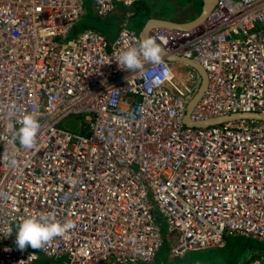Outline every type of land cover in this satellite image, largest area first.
<instances>
[{"label": "built area", "instance_id": "1", "mask_svg": "<svg viewBox=\"0 0 264 264\" xmlns=\"http://www.w3.org/2000/svg\"><path fill=\"white\" fill-rule=\"evenodd\" d=\"M138 1L94 5L104 17L117 2ZM84 11V0H0V264L38 261L15 236L22 220L40 215L74 225L40 249L54 264L63 255L64 264L153 262L159 214L178 233L176 254L230 235L264 241V119L186 124L199 71L162 56L168 77L146 86L116 61L141 39L126 24L64 40ZM206 21L151 31L208 71L195 116L264 112V0H218ZM183 81L193 83L185 90ZM29 114L41 129L25 149L15 136ZM70 115L86 132L60 125Z\"/></svg>", "mask_w": 264, "mask_h": 264}, {"label": "rangeland", "instance_id": "2", "mask_svg": "<svg viewBox=\"0 0 264 264\" xmlns=\"http://www.w3.org/2000/svg\"><path fill=\"white\" fill-rule=\"evenodd\" d=\"M94 2L95 0H84V14L74 24L67 38L64 40L76 38L78 33L87 27H93L98 30L106 31L102 25L103 23L108 22L110 17H100L96 11ZM136 4L139 6L143 5L149 12L153 11L154 13H158V11H160L161 13H164V18L177 21H185L194 18L202 9L200 0H139L134 5ZM116 5L117 7L121 6V3L117 2ZM188 10L192 13H187ZM201 24L198 26H201ZM129 27L137 32H140L143 24L141 21H138L137 17H132L129 22ZM111 34L114 35L115 32H112ZM169 43L172 45L177 44L175 40H171ZM199 85L196 92H198ZM184 89L187 90L185 86ZM60 125L73 131L86 132L85 128L82 127V118L80 116H67L61 120ZM159 216L162 224L161 229L163 235V241L160 249L157 251L156 258L153 262L138 264H249L250 261L255 258V251L253 248H256L257 250L264 248V243L260 240L258 241L257 238L254 239L246 235L237 234L228 236L225 243L221 245L187 249L181 254H176L172 252L171 247L175 243L178 233L172 232L168 226L167 220L164 219L162 215L159 214ZM38 252L39 259L34 264H54V262L47 259L40 250H38ZM57 260L64 264L67 260V256L63 255Z\"/></svg>", "mask_w": 264, "mask_h": 264}, {"label": "clouds", "instance_id": "3", "mask_svg": "<svg viewBox=\"0 0 264 264\" xmlns=\"http://www.w3.org/2000/svg\"><path fill=\"white\" fill-rule=\"evenodd\" d=\"M161 51V44L156 38L142 37L136 46L121 51L116 61L126 71H136L143 75L146 86H154L169 75V69L163 63ZM146 65H151V67L146 68ZM40 129L38 116L26 115L15 139H18L25 149H32L36 144ZM10 163L15 166L16 161L12 160ZM17 227L15 243L19 250L24 251L29 247L35 250L44 248L54 238L65 236L74 225L71 222L55 221L48 215H40L22 220ZM10 236L11 230L8 233V237Z\"/></svg>", "mask_w": 264, "mask_h": 264}, {"label": "water", "instance_id": "4", "mask_svg": "<svg viewBox=\"0 0 264 264\" xmlns=\"http://www.w3.org/2000/svg\"><path fill=\"white\" fill-rule=\"evenodd\" d=\"M218 0H202L201 5L202 9L198 15L194 18H191L186 21H177L169 18H161V17H150L149 20L145 23L142 29L139 32L140 37H153L151 33L152 28L157 26H166L171 28H181V29H192L200 25L201 23L205 22L206 19L209 17L210 12L216 7ZM155 21L152 24V21ZM158 42V41H157ZM159 43V42H158ZM162 51L161 54H165L169 59L175 60H183L190 65L194 66L202 75V83L200 86L199 91L195 94V96L191 99L184 115V121L186 124L190 125H198V126H208L212 124H218L225 121L237 120V119H264V112H230L225 115L221 116H214L213 118L207 120H193L190 117L191 110L193 104L198 100L201 96L203 89L207 88L208 85V73L205 66L196 58L190 57L188 55H175L172 56L168 53L167 48L161 45ZM175 57V58H171Z\"/></svg>", "mask_w": 264, "mask_h": 264}, {"label": "crops", "instance_id": "5", "mask_svg": "<svg viewBox=\"0 0 264 264\" xmlns=\"http://www.w3.org/2000/svg\"><path fill=\"white\" fill-rule=\"evenodd\" d=\"M195 1H198V0H195ZM187 13H192V12L188 10ZM163 14L164 13H161L160 11H158V13L157 12L154 13L153 11L149 12L147 11V8L144 7L143 5L139 6L138 4H136V5L126 6L124 4H121V6L116 7L115 10L112 11L111 14L106 15V17H110V20L106 23H103L102 26L106 30L104 32H106L107 34H111L112 32L116 33L118 26L121 24H126L127 26H129V22L132 17H135V18L137 17L138 21H141L144 26L150 17L156 16V17L164 18L165 16ZM102 18H105V17H102Z\"/></svg>", "mask_w": 264, "mask_h": 264}, {"label": "bare ground", "instance_id": "6", "mask_svg": "<svg viewBox=\"0 0 264 264\" xmlns=\"http://www.w3.org/2000/svg\"><path fill=\"white\" fill-rule=\"evenodd\" d=\"M211 13V12H210ZM155 23V21L153 20L152 21V24H154ZM176 52H178V49H172L171 51H168V53L170 54V55H172V56H175V55H177L176 54ZM161 56H166L165 54H161ZM167 57V56H166ZM168 58V57H167ZM171 58H175V57H171ZM171 60H173V59H171ZM175 60H176V58H175ZM174 61V60H173ZM192 65H187L186 67H189L190 69L192 68L191 67ZM180 72H182V68L180 67V70H179ZM173 73H174V71H173ZM207 73H208V71H207ZM189 75H190V73H189ZM192 79V78H191ZM200 85H199V89H200V86H201V83H202V75H201V77H200ZM184 82V86L186 87V89L188 88V86L191 84H188L187 82H185V81H183ZM193 83V82H192ZM208 85H209V73H208ZM208 85H207V87H208ZM199 89H198V91H199ZM207 91V88L206 89H203V91H202V94H201V96L198 98V100L193 104V106H192V110H191V114H190V117H191V119H193V120H207V119H210V118H213L214 116H221V115H225V114H219V115H214V116H209V117H197V116H195V114H194V109H195V107L197 106V104H199V102L201 101V99H202V97H203V95H204V93ZM197 93V92H196ZM195 93V94H196ZM195 94L193 95V97L195 96ZM192 97V98H193ZM192 98H190L189 99V101L186 103V106L188 107V105H189V103H190V101H191V99ZM187 109V108H186ZM230 113V112H229ZM227 114V113H226ZM67 119V118H66Z\"/></svg>", "mask_w": 264, "mask_h": 264}, {"label": "trees", "instance_id": "7", "mask_svg": "<svg viewBox=\"0 0 264 264\" xmlns=\"http://www.w3.org/2000/svg\"><path fill=\"white\" fill-rule=\"evenodd\" d=\"M248 237H252V238H254V239H256L255 237H253V236H248ZM259 241V240H258ZM262 243H264V241H262V240H260ZM254 249V251H255V257H259V258H262V259H264V248H262V249H256V248H253Z\"/></svg>", "mask_w": 264, "mask_h": 264}]
</instances>
